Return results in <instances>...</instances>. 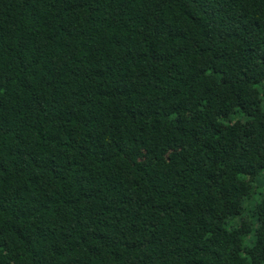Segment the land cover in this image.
<instances>
[{
    "label": "trees",
    "instance_id": "trees-1",
    "mask_svg": "<svg viewBox=\"0 0 264 264\" xmlns=\"http://www.w3.org/2000/svg\"><path fill=\"white\" fill-rule=\"evenodd\" d=\"M261 176L264 0H0V264H264Z\"/></svg>",
    "mask_w": 264,
    "mask_h": 264
},
{
    "label": "rangeland",
    "instance_id": "rangeland-1",
    "mask_svg": "<svg viewBox=\"0 0 264 264\" xmlns=\"http://www.w3.org/2000/svg\"><path fill=\"white\" fill-rule=\"evenodd\" d=\"M255 186H256V193H257V196L258 197H261L262 195H264V176H261L260 178H259V181H257L256 183H255ZM250 239L251 238H249L248 240H247V242H246V244L247 245H251V241H250Z\"/></svg>",
    "mask_w": 264,
    "mask_h": 264
}]
</instances>
